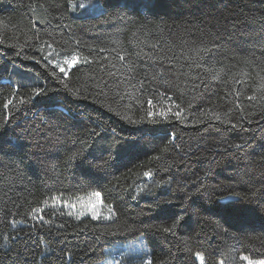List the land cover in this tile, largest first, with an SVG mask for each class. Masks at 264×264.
Returning <instances> with one entry per match:
<instances>
[{
    "label": "trees",
    "instance_id": "16d2710c",
    "mask_svg": "<svg viewBox=\"0 0 264 264\" xmlns=\"http://www.w3.org/2000/svg\"><path fill=\"white\" fill-rule=\"evenodd\" d=\"M73 1L0 0V264L264 259V0ZM90 192L109 217H33Z\"/></svg>",
    "mask_w": 264,
    "mask_h": 264
},
{
    "label": "rangeland",
    "instance_id": "374dc122",
    "mask_svg": "<svg viewBox=\"0 0 264 264\" xmlns=\"http://www.w3.org/2000/svg\"><path fill=\"white\" fill-rule=\"evenodd\" d=\"M73 11L77 15H92L102 10L98 0H77L72 2ZM51 61L59 68L63 66L65 70L69 68L73 56L65 55L54 49H50ZM72 67V66H71ZM73 205L75 207H73ZM45 210H51L60 216H69L76 219L84 217H91L93 219H100L109 217L112 214L110 205L104 203L102 195L99 192H90L79 195H54L49 198L43 207L36 210L33 217L36 220L51 223L44 216ZM98 214V218H94L93 213ZM106 257L94 264H150L151 251L143 236L125 242H117L110 245L106 249ZM199 263L205 264L201 254L197 255ZM260 260L245 259L244 264H260ZM223 264V262H220Z\"/></svg>",
    "mask_w": 264,
    "mask_h": 264
},
{
    "label": "snow or ice",
    "instance_id": "6c2138e0",
    "mask_svg": "<svg viewBox=\"0 0 264 264\" xmlns=\"http://www.w3.org/2000/svg\"><path fill=\"white\" fill-rule=\"evenodd\" d=\"M78 62H79V57H77V56H73V58H72V60H71V62H70L69 67H71V66L77 64ZM60 71H61L62 73L65 72V68H64L63 66H60ZM40 91H42V90H41V89H38V90H37V94H39ZM8 103H9V104H12V101L9 100ZM149 104H151V101H150V100H149ZM162 114H163V113H162ZM149 115H153V113L150 112ZM176 115H177V116H180L181 113H180V112H177ZM216 118L219 119L218 116H217ZM146 175H150V173H146ZM73 207H75V206L73 205ZM93 216H94V218H98V214L95 213V212L93 213ZM169 231H170V230H169ZM244 259H248V257H244ZM250 264H251V262H250ZM260 264H264V261H261Z\"/></svg>",
    "mask_w": 264,
    "mask_h": 264
}]
</instances>
